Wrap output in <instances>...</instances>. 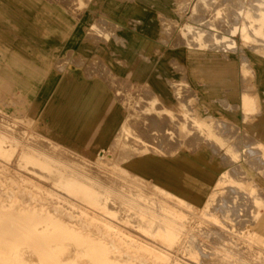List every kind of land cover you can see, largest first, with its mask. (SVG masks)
Masks as SVG:
<instances>
[{"label": "crops", "instance_id": "0c3cea01", "mask_svg": "<svg viewBox=\"0 0 264 264\" xmlns=\"http://www.w3.org/2000/svg\"><path fill=\"white\" fill-rule=\"evenodd\" d=\"M228 6V0H0V69L19 91L43 102L45 122L62 146L88 157L112 153L138 184L193 208L203 205L264 237V55L254 50L264 51V38L251 31L259 41L254 48L213 46L214 37L235 24L236 11ZM185 11L186 24L178 27L173 18ZM184 30H192L187 39ZM199 32L209 48L195 44ZM54 60L59 68L71 63L89 67L58 73L51 68ZM240 63L242 75L259 87V105L241 88ZM177 70L191 86L175 82ZM108 82L117 92L127 89L124 82L132 84L127 111ZM192 86L199 90L198 108L191 100L196 95ZM259 106L250 131L199 117L238 121L258 114ZM196 143L203 150L192 154ZM85 191L77 187L74 192L82 197L97 193ZM128 193L124 203L108 206L112 220L157 225L166 216L187 224L185 213L174 206L159 207L147 197L143 202L131 187ZM121 211L126 213L121 216Z\"/></svg>", "mask_w": 264, "mask_h": 264}, {"label": "rangeland", "instance_id": "374dc122", "mask_svg": "<svg viewBox=\"0 0 264 264\" xmlns=\"http://www.w3.org/2000/svg\"><path fill=\"white\" fill-rule=\"evenodd\" d=\"M228 1L229 6L236 11L235 25L230 30L231 34H229L230 32L228 34L224 33L220 36L221 38L215 36L213 46L225 48L227 51L229 49L243 48V46L245 48L257 46L256 43L259 41L254 40L251 34L248 35V33L254 31L257 32V35H264V15H261L264 14V0ZM254 2L260 5L257 6L255 4V7L257 6L255 8L254 4H251ZM260 7L263 9H260ZM253 8L258 12H255ZM259 10L263 13L260 14ZM186 12L183 17L176 14L173 18V22L178 27L186 24ZM216 13V17L219 18L221 15L219 8ZM194 15L198 19V8ZM247 20L252 21V25H249L251 22L248 23ZM244 21H247L246 24H248L246 25ZM191 33L192 30H184V39H187L188 34ZM194 42L203 49H207L210 46L205 42L203 34L200 32L196 34ZM243 42L244 44H242ZM164 47L169 50L173 48L172 45ZM245 48L244 51H246ZM254 50L264 55V51L256 50L255 48ZM228 54L237 56L233 52ZM54 62H57V64L52 65L51 68L58 73H66L70 72V70H76L80 73L83 68L87 72V67H89H85L84 63L82 65L71 63V65L59 68L58 64L60 61L54 60ZM237 69L242 80L241 88L243 92L255 98L259 105V87L255 85L251 78L242 75L241 63L237 66ZM0 72V140L2 139V143L0 141V264H127L125 263L127 258L123 257L124 260H122L123 258L105 256L104 251H106L108 246L120 250L128 258H134L138 264H148V262L149 264H257L256 260L259 259L258 264H264V237L254 232L251 226L246 228L242 225H236L234 221H229L224 216L219 217L220 213L217 211H213L210 208L201 209L203 205L193 208L186 202L180 203L177 199H173L153 187L138 184L133 180L132 174L125 171L126 169L122 163L113 159L112 153L105 152L95 157H88L75 151L77 149L62 146L53 139L50 130H47L48 125L44 122L43 102L32 99L19 91L12 83L10 84L11 81L6 77L3 70L0 69ZM177 72L175 82L187 83L191 86L188 76L184 72L178 70ZM108 84L115 91L117 101L122 103L125 111H127V97L129 95L132 96L134 93L132 84L124 82L127 85V89L121 92H117L115 83L108 82ZM192 89L196 92V95L191 100L194 106L198 108L199 90L195 86ZM259 111L258 114L248 115L238 121L227 119L224 116L220 117V115L217 118H213L208 114H199V117L205 121H228L234 125L239 124L237 126L250 131L252 124L261 113L260 106ZM126 116L127 112L124 114V118ZM200 145L197 143L195 146H191L193 149L189 152L196 154L197 149L202 151L203 147ZM218 160L221 165L224 163V160L220 158ZM239 163L242 165L241 161ZM248 169L253 171L249 167ZM255 174L257 175L256 177ZM64 175L65 177H62ZM251 175L255 179L260 176L255 171L251 172ZM115 181L118 183H115ZM224 182L225 180L221 182V185ZM261 186L264 190V186ZM77 187H84V191H92L93 189L97 193L95 195L90 192L85 193L84 197H82L80 194H75L74 191ZM130 187L135 193L141 194L138 196L139 199L143 198V202H145L144 199L147 197L159 207L163 204L170 207L174 206L176 210L185 213L187 224H182L181 222L179 224L166 216L157 221L158 225L155 226L154 224L140 225V220H134L133 218L132 225L124 224L123 220H112L111 215L109 216L107 212L108 206L115 205V202H121L122 200L123 203L127 201L126 196H131L128 193ZM109 189L120 190V193H107ZM64 194L75 198L81 204L78 206V204L71 202L65 198ZM262 196L264 198V194ZM81 198H83V203ZM98 204L101 207L100 210L95 208V205ZM82 205L89 207L92 211L85 209ZM137 210L140 209L138 208ZM123 212L121 211V213ZM163 212L167 214L168 210L165 209ZM100 213L103 216V220L96 217V214ZM132 213H135V211H132ZM152 230L153 233L151 232ZM106 237L109 238L106 239ZM142 237L143 240H140ZM161 248L165 250L161 251ZM94 249L99 250V254L93 251ZM69 252L74 253L69 254ZM148 254L150 257H148ZM35 255H39L40 257L37 256L39 258L42 257V261ZM95 256L98 257L96 258ZM22 257L23 259H21ZM78 259L83 260L80 261Z\"/></svg>", "mask_w": 264, "mask_h": 264}, {"label": "bare ground", "instance_id": "6f19581e", "mask_svg": "<svg viewBox=\"0 0 264 264\" xmlns=\"http://www.w3.org/2000/svg\"><path fill=\"white\" fill-rule=\"evenodd\" d=\"M66 1V0H65ZM251 1V0H250ZM255 1V0H254ZM259 1V0H258ZM70 2H71V0H70ZM231 2V1H230ZM245 2V1H244ZM264 2V1H263ZM227 3V2H226ZM233 3V2H232ZM236 4V3H235ZM250 4V3H249ZM251 4H254V7H255V2L254 3H251ZM257 6H259L258 4H256ZM250 6V5H249ZM257 6L255 7V8H257ZM238 7V6H237ZM237 7H235V8H237ZM246 7V6H245ZM251 7V6H250ZM262 7H263V4H262ZM262 7H260V9L262 8ZM228 8H229V6H228ZM247 8V7H246ZM259 8V7H258ZM252 9V8H251ZM263 9V8H262ZM245 10V9H244ZM253 10H254V8H253ZM205 11V10H204ZM213 11V10H212ZM255 11V10H254ZM260 11V10H259ZM252 12V11H251ZM255 12H258V11H255ZM247 12H245V14H246ZM261 13H263V12H261L260 11V14ZM190 14V13H189ZM233 14V13H232ZM244 14V13H243ZM191 15V14H190ZM247 15H248V13H247ZM259 15V14H258ZM261 15H264V14H261ZM260 15V16H261ZM209 16V15H208ZM251 16V15H250ZM249 16V17H250ZM242 17H244V16H242ZM263 18V17H262ZM250 19V18H249ZM251 19H253L252 17H251ZM255 19V18H254ZM241 20H243V19H241ZM241 20H240V22H241ZM245 20V19H244ZM238 21V20H237ZM248 21V23L249 22H251V24L249 23V25H252V21H249V20H247ZM246 21V22H247ZM239 22V21H238ZM245 22V21H244ZM246 22H245V24H246ZM254 22V21H253ZM225 23V22H224ZM247 23V24H248ZM258 23V22H257ZM240 24V23H239ZM238 24V25H239ZM246 24V25H247ZM206 25H207V23H206ZM209 25V24H208ZM207 25V26H208ZM235 25V24H234ZM241 25V24H240ZM257 25V24H256ZM203 26V25H202ZM244 26V25H243ZM93 27V26H92ZM102 27V26H101ZM248 27V26H247ZM252 27V26H251ZM259 27V26H258ZM258 27H257V29H258ZM244 28V27H243ZM249 28V27H248ZM247 28V29H248ZM253 28V27H252ZM207 29V28H206ZM240 29H242V27H240ZM245 29V28H244ZM250 29V28H249ZM249 29H248V32H249ZM263 30V29H262ZM115 31V30H114ZM203 31V30H202ZM223 31V30H222ZM242 31V30H241ZM241 31H240V34H241ZM255 31H256V28H255ZM264 31V30H263ZM93 32V31H92ZM225 32V31H224ZM230 32V31H229ZM244 32V31H243ZM251 32V31H250ZM255 33H257V32H255ZM261 34H262V32H260ZM94 34V33H93ZM226 34H228V33H226ZM229 34H231V32L229 33ZM245 34V33H244ZM250 33H248V35H249ZM252 34H254V33H252ZM208 35V34H207ZM210 35H211V33H210ZM220 35V34H219ZM242 35V34H241ZM263 35V34H262ZM252 36V35H251ZM250 36V37H251ZM259 36V35H258ZM261 36V35H260ZM259 36V37H260ZM264 36V35H263ZM262 36V37H263ZM101 37V36H100ZM168 37V36H167ZM177 37V36H176ZM213 37V36H212ZM220 37V36H219ZM249 37V36H248ZM255 38H256V36H254ZM261 37V38H262ZM221 38V37H220ZM241 38V37H240ZM246 38V37H245ZM253 38V37H252ZM254 38V39H255ZM250 39V38H249ZM105 40V39H104ZM251 40V39H250ZM258 40V39H257ZM259 40H260V38H259ZM212 41V40H211ZM223 42V41H222ZM231 42V41H230ZM229 42V43H230ZM241 42V41H240ZM261 42V41H260ZM211 43V42H210ZM255 43V42H254ZM263 43V42H262ZM172 44V43H171ZM221 44V43H220ZM224 44V43H223ZM226 44H228V43H226ZM232 44V43H231ZM240 44V43H239ZM242 44H244V42L242 43ZM241 44V45H242ZM245 44H248V43H245ZM179 45V44H178ZM199 45V44H198ZM251 45V44H250ZM216 46V45H215ZM227 46V45H226ZM243 46V45H242ZM253 46V45H252ZM256 46V45H255ZM175 47V46H174ZM227 47H229V46H227ZM243 47H245V46H243ZM233 48V47H232ZM251 48H254V47H251ZM229 50H231V49H229ZM258 52V51H257ZM261 52V51H260ZM262 55V54H261ZM66 64V63H65ZM94 67V66H93ZM247 67V66H246ZM97 68V67H96ZM92 72V71H91ZM95 72V71H94ZM1 73V72H0ZM106 73V72H105ZM95 74V73H94ZM253 74V73H252ZM111 81V80H110ZM115 81V80H114ZM8 83V82H7ZM120 83V82H119ZM10 84H11V82H10ZM124 85V84H123ZM136 87V86H135ZM10 88H11V86H10ZM173 88V87H172ZM1 89V88H0ZM149 90V89H148ZM147 91V90H146ZM190 91V90H189ZM140 93V92H139ZM138 95V94H137ZM146 95V94H145ZM182 96V95H181ZM15 97V96H14ZM130 98V97H129ZM137 100V99H136ZM249 100V99H248ZM250 100H252V99H250ZM184 101V100H183ZM251 102V101H250ZM253 102V101H252ZM24 103V102H23ZM252 104V103H251ZM250 104V105H251ZM254 104V103H253ZM147 105V104H146ZM249 105V104H248ZM158 106V105H157ZM186 106V105H185ZM127 107V106H126ZM144 107V106H143ZM135 108V107H134ZM190 108V107H189ZM137 109V108H136ZM32 110V109H31ZM135 115V114H134ZM146 116V115H145ZM177 116V115H176ZM182 116V115H181ZM35 117V116H34ZM135 117V116H134ZM137 117V116H136ZM165 118V117H164ZM179 118V117H178ZM188 118V117H187ZM42 119V118H41ZM140 119V118H139ZM146 119V118H145ZM154 119V118H153ZM160 119V118H159ZM168 119V118H167ZM180 119V118H179ZM183 119V118H182ZM135 120V119H134ZM137 120V119H136ZM42 121V120H41ZM145 121V120H144ZM161 121V120H160ZM185 121V120H184ZM216 121V120H215ZM1 122V121H0ZM45 122V121H44ZM189 122V121H188ZM191 122V121H190ZM145 123V122H144ZM197 123V122H196ZM44 124V123H43ZM134 124V123H133ZM141 124V123H140ZM152 125V124H151ZM148 126V125H147ZM140 127V126H139ZM148 127H150V126H148ZM44 128V127H43ZM137 127H135V129H136ZM142 128V127H141ZM145 128V127H144ZM190 128V127H189ZM12 129V128H11ZM49 128H47V130H48ZM140 129V128H139ZM194 129V128H193ZM146 130V129H145ZM150 130V129H149ZM152 130V129H151ZM136 131V130H135ZM144 131V130H143ZM164 131V130H163ZM181 131V130H180ZM227 131V130H226ZM244 131V130H243ZM17 132V131H16ZM46 132V131H45ZM153 132V131H152ZM192 132V131H191ZM50 134V133H49ZM142 134V133H141ZM144 134V133H143ZM142 134V135H143ZM153 135V134H152ZM188 135V134H187ZM196 135V134H195ZM135 136V135H134ZM140 136V135H139ZM154 136V135H153ZM178 136V135H177ZM124 137V136H123ZM129 137V136H128ZM127 137V138H128ZM149 137V136H148ZM159 137V136H158ZM166 137H167V135H166ZM142 138H144V137H142ZM146 138V137H145ZM151 138H152V136H151ZM205 138V137H204ZM211 138V137H210ZM200 139V138H199ZM198 139V140H199ZM2 140V139H1ZM0 140V141H1ZM133 140V139H132ZM135 140H137V139H135ZM148 140V139H147ZM183 140V139H182ZM187 140V139H186ZM41 141V140H40ZM140 141V140H139ZM158 141V140H157ZM207 141V140H206ZM248 140H246V142H247ZM254 141V140H253ZM256 141V140H255ZM35 142V141H34ZM143 142V141H142ZM151 142V141H150ZM171 142V141H170ZM252 142V141H251ZM250 142V143H251ZM1 143H2V141H1ZM134 143V142H133ZM156 143V142H155ZM190 143V142H189ZM207 143V142H206ZM257 143V142H256ZM255 143V144H256ZM49 144V143H48ZM52 144H53V142H52ZM152 144V143H151ZM187 144V143H186ZM197 144V143H196ZM247 144V143H246ZM254 144V143H253ZM257 144H259V143H257ZM14 145V144H13ZM250 145V144H249ZM252 145V144H251ZM251 145H250V147H251ZM201 146V145H200ZM47 147V146H46ZM157 147V146H156ZM185 147V146H184ZM16 148V147H15ZM119 148V147H118ZM143 148V147H142ZM147 148H148V146H147ZM158 148V147H157ZM241 148V147H240ZM185 149H186V147H185ZM222 149V148H221ZM30 150V149H29ZM237 150V149H236ZM235 150V151H236ZM76 151V150H75ZM120 151V150H119ZM171 151V150H170ZM169 151V152H170ZM221 151V150H220ZM238 151V150H237ZM264 151V150H263ZM121 152V151H120ZM130 152V151H129ZM56 153V152H55ZM119 153V152H118ZM251 153V152H250ZM254 153H255V151H254ZM40 154V153H39ZM223 154V153H222ZM42 155V154H41ZM135 155V154H134ZM250 155V154H249ZM252 155V154H251ZM120 156V155H119ZM41 157V156H40ZM56 157V156H55ZM53 158H54V156H53ZM120 158V157H119ZM125 158V157H124ZM260 157H258V159H259ZM59 159V158H58ZM34 160V159H33ZM57 160V159H56ZM118 160V159H117ZM250 160V159H249ZM122 161V160H121ZM258 161V160H257ZM75 162V161H74ZM80 162V161H79ZM256 162V161H255ZM44 163V162H43ZM81 163V162H80ZM250 163V162H249ZM248 163V164H249ZM260 163V160H259V162H258V164ZM5 164V163H4ZM45 164V163H44ZM227 164V163H226ZM263 164V163H262ZM7 165V164H6ZM5 165V166H6ZM93 165V164H92ZM89 167V166H88ZM259 167H261L260 165H259ZM6 168V167H5ZM8 168H10L9 166H8ZM7 168V169H8ZM52 168V167H51ZM263 168H264V166H263ZM29 169H31L30 167H29ZM62 169V168H61ZM12 170V169H11ZM15 170H17V169H15ZM20 170V169H19ZM124 170V169H123ZM25 171V170H24ZM42 171V170H41ZM125 171H127V170H125ZM18 172H20V171H18ZM43 172V171H42ZM63 172V171H62ZM64 173V172H63ZM97 173V172H96ZM62 174V173H61ZM47 175V174H46ZM66 175H68V174H66ZM85 175V174H84ZM88 175V174H87ZM24 176V175H23ZM28 176V175H27ZM48 176V175H47ZM69 176V175H68ZM99 176V175H98ZM102 176V175H101ZM30 177V176H29ZM32 177V176H31ZM62 177H65V175L64 176H62ZM62 177H60V178H62ZM105 177V176H104ZM117 177H118V175H117ZM20 179H23V178H20ZM34 179V178H33ZM39 179V178H38ZM37 179V180H38ZM62 179H64V178H62ZM67 179V178H66ZM58 180V179H57ZM114 180H116V179H114ZM113 180V181H114ZM48 181V180H47ZM60 181V180H59ZM64 181V180H63ZM72 181H73V179H72ZM118 181V180H117ZM117 181H115V183L117 182ZM120 181V180H119ZM16 182V181H15ZM38 182V181H37ZM70 182V181H69ZM76 182V181H75ZM64 183H65V181H64ZM114 183V182H113ZM118 183V182H117ZM107 184V183H106ZM221 184V183H220ZM43 185V184H42ZM111 185V184H110ZM49 186V185H48ZM47 186V187H48ZM112 186V185H111ZM114 186H116V185H114ZM50 187V186H49ZM139 187V186H138ZM150 187V186H149ZM46 188V187H45ZM228 188V187H227ZM246 189V188H245ZM54 190V189H53ZM110 190V189H109ZM117 190V189H116ZM128 190V189H127ZM248 190V189H247ZM250 190V189H249ZM48 191V190H47ZM118 191H120V190H118ZM220 191V190H219ZM50 192V191H49ZM145 192V191H144ZM218 192V191H217ZM235 191H233V193H234ZM249 192V191H248ZM120 193V192H119ZM123 193V192H122ZM149 193V192H148ZM216 193V192H215ZM50 194V193H49ZM129 194H132V193H129ZM150 194V193H149ZM239 194V193H238ZM30 195V194H29ZM51 195V194H50ZM65 195V194H64ZM52 196V195H51ZM138 196V195H137ZM143 196V195H142ZM56 197V196H55ZM49 198V197H48ZM62 198V197H61ZM65 198L66 199H68V200H70L71 202H73V203H75V204H78V206H79V204H81L80 202H78L75 198H72V197H68V195H65ZM142 198V197H141ZM143 199V198H142ZM227 199V198H226ZM145 200V199H144ZM224 200V199H223ZM123 201V200H122ZM121 201V202H122ZM30 202V201H29ZM150 202V201H149ZM116 203V202H115ZM7 204V203H6ZM5 204V205H6ZM152 204V203H151ZM156 204V203H155ZM15 205V204H14ZM47 206V205H46ZM110 206V205H109ZM120 206V205H119ZM152 206H154V205H152ZM82 207H84L85 209H87V210H91L89 207H85L84 205H82ZM157 207V206H156ZM225 207V206H224ZM53 208V207H52ZM75 208V207H74ZM216 208V207H215ZM238 208V207H237ZM24 209V208H23ZM46 209V208H45ZM50 209V208H49ZM54 209V208H53ZM56 209V208H55ZM79 209V208H78ZM111 209V208H110ZM122 209V208H121ZM129 209V208H128ZM250 209V208H249ZM82 211H83V209H82ZM92 211V210H91ZM95 211V210H94ZM250 211V210H249ZM55 212H56V210H55ZM116 212V211H115ZM155 212V211H154ZM40 213V212H39ZM124 213H126V212H124ZM119 214V213H118ZM122 214V213H121ZM92 215H93V213H92ZM120 215V214H119ZM165 215V214H164ZM237 215V214H236ZM250 215V214H249ZM123 216H124V214H123ZM127 216V215H126ZM93 217V216H92ZM96 217L97 218H99L100 220L102 219V215H101V213L100 214H96ZM106 218V217H105ZM69 219V218H68ZM74 220V219H73ZM103 220V219H102ZM108 220V219H107ZM111 220V219H110ZM118 220H120V219H118ZM129 220V219H128ZM136 220V219H135ZM138 220V219H137ZM181 220V219H180ZM104 222V221H103ZM112 222V221H111ZM136 222V221H135ZM113 223V222H112ZM114 223H116V222H114ZM117 224V223H116ZM67 225V224H66ZM77 225V224H76ZM115 225V224H114ZM118 225V224H117ZM158 225V224H157ZM44 226V225H43ZM62 226V225H61ZM123 226V225H122ZM155 226V225H154ZM245 226V225H244ZM56 227V226H55ZM54 227V228H55ZM115 227H118V226H115ZM114 227V228H115ZM120 227V226H119ZM157 227H159V226H157ZM121 228H123V227H121ZM126 228V227H125ZM39 229V228H38ZM49 229V228H48ZM70 229V228H69ZM127 229V228H126ZM129 229V228H128ZM218 229V228H217ZM147 230V229H146ZM163 230H164V228H163ZM51 231V230H50ZM72 231V230H71ZM92 231L94 232V234H95V231L92 229ZM123 231H125V230H123ZM130 231V230H129ZM128 231V232H129ZM135 231V230H134ZM127 232V233H128ZM131 232V231H130ZM152 233H153V230L151 231ZM49 233V232H48ZM197 233V232H196ZM96 234H97V232H96ZM131 234V233H130ZM139 235V234H138ZM152 235V234H151ZM73 236V235H72ZM129 236V235H128ZM136 236H137V233H136ZM94 238V237H93ZM109 237H106V239H108ZM131 238V237H130ZM135 238H137V237H135ZM140 238V237H139ZM167 238V237H166ZM94 240V239H93ZM111 240V239H110ZM140 240H143V237H142V239H140ZM62 241V240H61ZM150 241V240H149ZM151 241H152V239H151ZM89 242V241H88ZM156 242V241H155ZM66 243V242H65ZM92 243V242H91ZM154 243V242H153ZM120 244V243H119ZM135 244V243H134ZM146 244V243H145ZM149 244V243H148ZM205 244H207V243H205ZM55 245V244H54ZM78 245V244H77ZM80 245V244H79ZM107 245V244H106ZM200 245V244H199ZM63 246V245H62ZM226 246V245H225ZM64 247V246H63ZM99 247V246H98ZM158 247V246H157ZM163 247V246H162ZM230 247V246H229ZM24 248V247H23ZM51 248V247H50ZM152 248V247H151ZM21 249V248H20ZM144 249V248H143ZM156 249H159V248H156ZM250 249V248H249ZM142 250V249H141ZM162 250H165V249H163V248H161V251ZM59 251V250H58ZM82 251H84V250H82ZM93 251H96V253H98L99 254V250H93ZM156 251V250H155ZM168 251V250H167ZM167 251H164V252H167ZM190 251V250H189ZM230 251V250H229ZM29 252V251H28ZM61 252V251H60ZM163 252V253H164ZM192 252V251H191ZM195 252V251H194ZM193 252V253H194ZM234 252H236V251H234ZM72 253V252H71ZM70 252H69V254H71ZM74 253V252H73ZM72 253V254H73ZM82 253V252H81ZM168 253H170V252H168ZM202 253V252H201ZM214 253V252H213ZM212 253V254H213ZM237 253V252H236ZM25 254V253H24ZM135 254V253H134ZM195 254V253H194ZM204 254V253H203ZM31 255V254H30ZM78 255V254H77ZM76 255V256H77ZM103 255V254H102ZM101 255V256H102ZM104 255L105 256H114L115 258H127V260H125L126 262L125 263H127V264H138V263H136L135 262V259L134 258H131V257H127V255H125V254H122L121 253V251L120 250H118V249H116V248H114V247H107L106 248V251H104ZM125 255V256H124ZM167 255V254H166ZM171 255V254H170ZM191 255V254H190ZM193 255V254H192ZM36 256V255H35ZM37 256H39V255H37ZM36 256V257H37ZM194 256V255H193ZM21 257V256H20ZM24 257V256H23ZM23 257L21 258V259H23ZM40 257V256H39ZM39 257H37V258H39ZM66 257V256H65ZM80 257V256H79ZM96 258L98 257V256H95ZM148 257H150V255L148 254ZM170 257V256H169ZM195 257H196V255H195ZM243 257V256H242ZM42 258V257H41ZM41 258H39L40 260H41ZM81 258V257H80ZM87 258V257H86ZM89 258V257H88ZM106 258V257H105ZM124 258L122 259V260H124ZM137 258V257H136ZM219 258V257H218ZM223 258V257H222ZM241 258V257H240ZM239 258V259H240ZM246 258V257H245ZM32 259V258H31ZM64 259V258H63ZM113 259V258H112ZM143 259H145L144 257H143ZM167 259H170V258H167ZM237 259V258H236ZM253 259H254V257H253ZM252 259V260H253ZM39 260V261H40ZM78 260H80V259H78ZM83 260V259H82ZM82 260H80V261H82ZM88 260V259H87ZM137 260V259H136ZM187 260V259H186ZM197 260V259H196ZM224 260V259H223ZM227 260V259H226ZM249 260V259H248ZM252 260H250V261H252ZM260 260V259H259ZM259 260H256L257 261V264H258V262H259ZM261 260H263V259H261ZM18 261V260H17ZM32 261V260H31ZM42 261V260H41ZM79 261V262H80ZM148 261V260H147ZM211 261V260H210ZM214 261V260H213ZM218 261V260H217ZM230 261V260H229ZM30 262V261H29ZM33 263H34V261H32ZM36 262V261H35ZM78 262V263H79ZM171 262V261H170ZM184 262V261H183ZM200 262V261H199ZM221 262V261H220ZM264 262V261H263ZM43 263V262H42ZM56 263V262H55ZM151 263V262H150ZM202 263V262H201ZM225 263H226V261H225ZM256 263V262H255ZM2 264V263H1ZM37 264H39V263H37ZM45 264V263H44ZM84 264H86V263H84ZM147 264V263H146ZM148 264H149V262H148ZM175 264V263H174ZM195 264V263H194ZM219 264H221V263H219ZM229 264V263H228ZM263 264V263H262Z\"/></svg>", "mask_w": 264, "mask_h": 264}]
</instances>
